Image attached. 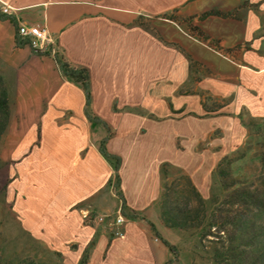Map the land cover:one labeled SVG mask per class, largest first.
Returning <instances> with one entry per match:
<instances>
[{
	"label": "crops",
	"instance_id": "0c3cea01",
	"mask_svg": "<svg viewBox=\"0 0 264 264\" xmlns=\"http://www.w3.org/2000/svg\"><path fill=\"white\" fill-rule=\"evenodd\" d=\"M19 25L45 28L52 46L32 50ZM51 49L85 71L87 105ZM0 76L10 113L43 114L20 145L40 137L35 159L52 163L59 215L64 196L77 215L119 211L110 185L118 176L136 218L126 217L124 238L83 230L85 264H164L168 249L139 223L165 232L158 208L169 176H186L200 195L224 155L223 129L264 118V0H0ZM103 141L116 173L98 151Z\"/></svg>",
	"mask_w": 264,
	"mask_h": 264
},
{
	"label": "rangeland",
	"instance_id": "374dc122",
	"mask_svg": "<svg viewBox=\"0 0 264 264\" xmlns=\"http://www.w3.org/2000/svg\"><path fill=\"white\" fill-rule=\"evenodd\" d=\"M41 116L43 114L14 110L10 113L9 110L8 129L0 141V264L28 260L45 264H85V246L89 241L83 230L101 226L110 231V224L118 215L125 221L126 216L121 207L117 212L107 213L92 208L77 215V208L65 200V196L62 215H59L54 176L49 175L52 163L47 159L39 162L35 159L44 151L40 137H34L30 144L20 145L23 137L41 130ZM35 124L36 129L33 128ZM242 125L244 127L223 129L222 145L217 147L223 150V157L226 158L222 168L228 170L230 178L238 180V188L257 190L258 194H263L264 118L245 119ZM208 164L212 162L208 160ZM217 164L212 176L205 179V187L201 184L200 195L186 176L171 174L164 184L171 205L191 213L203 208L208 216L219 206L216 201L213 202V196L218 195V202L222 198L215 174ZM114 183L113 176L110 180L113 192ZM251 215L254 213L251 212ZM77 216H80V224L77 223ZM98 216L104 218L103 223L93 222ZM149 223L143 220L139 224L149 230L153 243H156L154 239L162 243V238L174 247V252L168 250L169 263L164 264H226L225 248L215 231L210 229L213 235L202 236L209 231L205 221L199 228L190 230L169 229L160 221L165 232L154 227L158 236Z\"/></svg>",
	"mask_w": 264,
	"mask_h": 264
},
{
	"label": "trees",
	"instance_id": "16d2710c",
	"mask_svg": "<svg viewBox=\"0 0 264 264\" xmlns=\"http://www.w3.org/2000/svg\"><path fill=\"white\" fill-rule=\"evenodd\" d=\"M210 13L213 12H206L202 17ZM166 18L174 21L177 20L173 15ZM190 20L191 18H181L179 21L189 23ZM193 29L196 30V28ZM54 60L65 78L77 82L83 87L87 105L90 97L85 71L69 68L57 56H54ZM9 110V98L0 76V141L6 129H8ZM86 116L90 121H94L88 112H86ZM98 151L116 173L119 160L117 157L106 152L104 141L100 143ZM225 161L226 158L223 157L215 170L222 198L218 202V195L213 196V202L216 201L219 206H216L208 216L204 214L203 208H199L195 213H191L187 209L172 206L168 198L167 187L164 186L160 197L159 219L164 227L179 230L199 228L202 222L205 221L209 227V231L202 234V236L213 235L210 229L215 231L214 234L218 235L223 248H225L223 255L225 256L224 260L226 264H264V218L260 217V215L264 216V193L258 194L257 190L238 188V180L230 178L228 170L222 168ZM114 179V188L118 199L121 201L123 215L129 218H136V216L126 214L121 195L117 191V174L114 175ZM251 212L254 213L253 216ZM149 226L156 233L153 224L149 223ZM156 235L158 236L157 233ZM160 240L171 253L174 252L172 245L162 238ZM17 264L45 263L28 260L20 263L17 262Z\"/></svg>",
	"mask_w": 264,
	"mask_h": 264
},
{
	"label": "built area",
	"instance_id": "2783aa9c",
	"mask_svg": "<svg viewBox=\"0 0 264 264\" xmlns=\"http://www.w3.org/2000/svg\"><path fill=\"white\" fill-rule=\"evenodd\" d=\"M10 7L7 4H2V13H7ZM17 34L20 40L25 41L27 45L35 51L44 52L47 46H52V40L47 36L46 30L43 27L38 26H26L19 25L17 28ZM53 56H56V52L51 49ZM104 218L98 216L93 219V222L103 223ZM125 223V219L118 215L114 221L110 224V231L112 236L117 238H124L122 226Z\"/></svg>",
	"mask_w": 264,
	"mask_h": 264
}]
</instances>
